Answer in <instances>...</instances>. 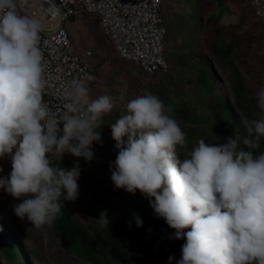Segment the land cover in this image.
<instances>
[{
	"label": "clouds",
	"instance_id": "9594fccd",
	"mask_svg": "<svg viewBox=\"0 0 264 264\" xmlns=\"http://www.w3.org/2000/svg\"><path fill=\"white\" fill-rule=\"evenodd\" d=\"M42 31L37 17L20 14L17 0H0V159L11 163L0 189L21 200L15 215L37 229L53 225L62 200L78 198L79 163L62 168L59 162L65 154L94 158L103 118L117 103L107 94L90 98L87 82L94 77L85 75L69 82L63 111H56L44 99ZM256 100L261 115L242 121V141L200 139L183 159L178 148L186 146V133L159 95H136L110 124L118 150L111 181L133 195L139 190L175 229L171 238L185 240L176 264H264V151L250 150L264 140V87ZM97 223L109 227L106 210ZM168 259L172 264L174 257Z\"/></svg>",
	"mask_w": 264,
	"mask_h": 264
},
{
	"label": "trees",
	"instance_id": "16d2710c",
	"mask_svg": "<svg viewBox=\"0 0 264 264\" xmlns=\"http://www.w3.org/2000/svg\"><path fill=\"white\" fill-rule=\"evenodd\" d=\"M161 1L162 22L167 37L171 36L168 43L167 37L165 41V57L168 68L147 77L138 66L130 64L133 70L148 79V92L159 95L165 105L172 110V115L186 133L187 144L185 152H179L180 158L183 159L200 139H204L206 143L217 145L226 143L229 137L236 139L239 136L242 141L247 133L241 115L248 120L261 115V110L257 106L256 94L260 90L257 89L260 81L263 80L264 83L262 74L264 72V54L257 59L260 75L255 87L245 81V76L239 67V61L247 60L253 47L259 50V46H261L260 41L258 44L254 42L257 38L255 34L259 33L264 37V33H260L261 31L250 30L247 26L248 8L252 11L251 0H249V4H242L241 0H213V7L210 11L202 14L197 7L194 12L193 18L197 17L201 20V27L204 28V31L202 39L193 35V40L199 46V41H203L204 37H210L211 42H205V46L229 70L230 75L227 83H223L215 77L210 60L204 57L201 52L191 50V47L182 40L177 41L178 37L181 38L185 24L180 20L181 16H185L181 12L191 13L188 8L190 3L187 0ZM197 2L198 0H194L196 6ZM233 5L240 7V13H237ZM169 10H172V16L169 14ZM252 13L255 19L260 22L253 11ZM233 17L236 18V21L228 22L226 20ZM72 20L77 19L72 18ZM186 21L189 22L187 17ZM66 25V31L72 40ZM197 25L195 24V26ZM192 29L193 27L191 31ZM169 44L172 48L183 47L187 54L182 57L177 51L172 52L174 60L169 59L166 51ZM74 50L76 54H85L79 53L75 46ZM93 56L90 58L92 64ZM181 59L183 62L181 66L186 68L182 72L176 73L173 64L178 65V61ZM105 61L103 59L99 60L98 65L93 64L96 70V81L99 79L98 69ZM199 67L202 68L201 71L197 70ZM114 79L111 78L110 82L114 83ZM197 79L208 85L206 95L198 92L199 96L197 92L190 90ZM95 82L88 85L92 89L90 96L92 99L100 96ZM230 95L234 99L233 105L229 101ZM199 98H202L203 101L198 102ZM124 112L115 107L112 113L104 116L103 124L99 130L102 139L99 143H93L94 158L91 161L66 154L59 162V166L62 168H71L75 163H79L81 169L78 180L79 194L75 202L83 210L86 219L80 220L72 206V201L62 200V213L53 225L58 230L67 250L74 257L87 263L169 264L168 258L171 256L174 257L172 264H176V261L181 259L182 245L185 240L171 238L174 237L175 229L170 228L163 218L155 214L149 199L139 190L133 195L124 189H116L111 181L112 173L109 166L115 161L118 150L111 137L110 124L114 123ZM240 146L244 147L242 143ZM250 150H253L254 153L264 151V140H262L259 149ZM0 208L3 210L2 206ZM2 210H0V221L3 219ZM105 210L110 224L108 228H101L97 219H99L100 213ZM133 213L142 219V227L136 226ZM130 220L132 221L131 228L128 226ZM14 232L16 231L9 230L0 222V264H49L40 253L39 247L27 249ZM22 234L34 242V236L30 237L28 233ZM31 258L34 260L33 263L30 261Z\"/></svg>",
	"mask_w": 264,
	"mask_h": 264
},
{
	"label": "built area",
	"instance_id": "2783aa9c",
	"mask_svg": "<svg viewBox=\"0 0 264 264\" xmlns=\"http://www.w3.org/2000/svg\"><path fill=\"white\" fill-rule=\"evenodd\" d=\"M161 5V0H17L20 14L35 16L43 25L44 99L56 111H63L64 92L72 79L91 75L94 79L88 85L96 80L92 51L76 54L65 28L66 22L84 14L97 21L123 61L138 66L147 77L166 70L167 32ZM250 7L264 25V0H251Z\"/></svg>",
	"mask_w": 264,
	"mask_h": 264
},
{
	"label": "rangeland",
	"instance_id": "374dc122",
	"mask_svg": "<svg viewBox=\"0 0 264 264\" xmlns=\"http://www.w3.org/2000/svg\"><path fill=\"white\" fill-rule=\"evenodd\" d=\"M32 2L38 3L39 0H32ZM187 2L190 3L188 5V8L191 10V13L181 12L182 14H185V16H181L180 20H182L185 24L183 26L181 38L178 37L177 41L180 42L182 40L191 47V50L201 52L204 57L210 60L215 77L220 79L221 82L227 83L230 75L229 70L218 60V58L213 56L205 46V42H211L210 37H204L203 41H199V46H197V44L193 40V35L202 39L204 31V28L201 27V20L197 17L196 19L193 18L194 12H196L197 7L202 14L210 11L213 7V0H198L197 6L195 5L194 0H187ZM241 2L242 4H249V0H241ZM233 7L237 11V13H240V7L238 5H233ZM178 10H180V7H178ZM247 13L249 16L246 22H248L247 26L250 28V30H259L261 31L260 33H264V25L255 19L252 11L249 8ZM169 14L171 16L173 15L172 10H169ZM186 17L189 19V22L186 21ZM226 20L228 22H232L236 21V18H227ZM191 24L193 25L191 26ZM195 24L197 26H195ZM66 26L72 36V42L79 53L83 54L86 51L91 50L94 55L93 64L95 65L99 64V60H106L105 63L98 69V81L95 80L96 86L99 89L100 96L107 94L117 98L116 107H118L120 110L125 111L126 103L129 100L133 99L136 95L148 92V79L144 78L143 75H139L137 71L133 70L130 63H127L119 58L112 43L103 33L101 27L99 26L97 21L93 19V17L86 14L80 19L74 21L72 19L69 20ZM192 27L193 32L191 31ZM255 36L257 38L256 41L254 40V42L257 44L259 41L261 42L259 50L253 47L251 55L248 57V59L244 60L243 62L239 61V67L241 72L245 76V81L249 85L254 87L257 85L260 75L259 62L257 61V59L264 54V37H262L259 33H256ZM170 37V35L167 37V43ZM200 38H198V40H201ZM166 51L168 57H170L169 59L172 60H174V55L172 52L177 51V53L182 57L187 54L183 47L180 46L177 48H172L170 44L168 45ZM182 63L183 62L181 59L180 61H178V65L173 64L174 68L176 69V73L182 72L183 69L186 68L181 66ZM197 70L201 71L202 68L199 67ZM262 74L264 75V72ZM111 78H115L114 83H112V81L110 82ZM262 81L263 80L260 81V85L259 87L257 86V89L264 87V83ZM207 87L208 85L206 83H204L200 79H197V81H194L190 90H193L197 93H202V95H206L208 93ZM120 97H123V99H119ZM200 101H203V99L199 98L198 102ZM229 101L233 105L234 99L232 95L229 96ZM241 117L242 120L247 119L242 115ZM185 147L178 148V151L180 153H184ZM0 168L3 169V172H0V176H8L11 171V163L8 157L0 159ZM20 202L21 200H17L16 198L9 195L5 190L0 189V206L3 207V210L2 208H0V210H2L3 212L2 218L4 219H2L0 222L9 230L16 231L14 233L17 235V237L20 238L21 244L23 246H25L27 249L39 247L41 249L40 253L45 257L46 262H48L49 264H91L79 260L67 250L66 246L60 238L58 230L54 225L50 227L44 226L40 229H37L32 226L31 223L27 221V219L21 220L20 218H18L13 211V205ZM72 206L73 208H75L74 210L75 212H77L80 220H85L86 217L83 210H81V208L77 206V203L75 201H72ZM22 233H28L30 237L34 236V242L29 240L28 236H24ZM30 261L33 263L34 260L31 258Z\"/></svg>",
	"mask_w": 264,
	"mask_h": 264
}]
</instances>
